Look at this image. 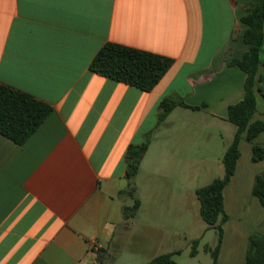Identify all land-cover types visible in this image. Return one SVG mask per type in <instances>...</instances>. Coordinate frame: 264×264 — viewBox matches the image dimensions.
<instances>
[{
    "label": "crops",
    "instance_id": "1",
    "mask_svg": "<svg viewBox=\"0 0 264 264\" xmlns=\"http://www.w3.org/2000/svg\"><path fill=\"white\" fill-rule=\"evenodd\" d=\"M250 1L0 0V84L52 108L23 145L0 134V264H102L134 226L149 241L187 237L194 174L223 161L237 132L228 109L244 99L246 74L230 61L247 51L241 18ZM108 43L174 65L145 92L90 70ZM257 77L255 120H264V41ZM167 99L185 106L159 124ZM193 123L203 133L195 141ZM149 133L134 180L141 207L126 220L134 203L121 195L130 190L126 155ZM194 142L204 152L194 156ZM254 145L264 146V131L240 141L224 190L236 220L228 215L217 264H246L250 236L264 233V207L252 193L264 161H253Z\"/></svg>",
    "mask_w": 264,
    "mask_h": 264
},
{
    "label": "trees",
    "instance_id": "2",
    "mask_svg": "<svg viewBox=\"0 0 264 264\" xmlns=\"http://www.w3.org/2000/svg\"><path fill=\"white\" fill-rule=\"evenodd\" d=\"M238 1V0H237ZM245 29L242 40L247 51L242 58L230 61L232 66L239 67L245 74L244 99L228 109V121L234 124L237 132L232 145L223 158L224 175L215 179L208 186L197 189L200 201V215L207 223L208 229H214L218 235L217 246L211 252L213 264H217L224 238V227L229 220L225 208L224 190L236 172L240 158V141L246 133L252 141L264 131V120H255L258 112L256 94L259 79L260 51L264 41V0H251L249 8L241 18ZM174 65L172 58L116 44H106L90 65V70L102 77L151 92ZM178 106H185L182 101L164 100L159 124H162L170 113ZM193 109H198L194 108ZM52 108L24 93L17 92L0 84V134L18 145H23L38 130L51 114ZM152 134L146 135L145 142L129 147L126 155V177L129 180L128 195L134 200L130 207L124 209L126 220L135 218L140 210L141 202L136 196L134 180L139 173L142 160L149 149ZM253 161H264V146L254 145ZM253 196L264 207V171L255 177ZM264 228V223L262 225ZM199 240L193 241L191 256L198 254ZM181 251L166 253L152 259L148 264H177L174 256ZM246 264H264V233L252 234L248 242Z\"/></svg>",
    "mask_w": 264,
    "mask_h": 264
},
{
    "label": "rangeland",
    "instance_id": "3",
    "mask_svg": "<svg viewBox=\"0 0 264 264\" xmlns=\"http://www.w3.org/2000/svg\"><path fill=\"white\" fill-rule=\"evenodd\" d=\"M175 124H180L181 119L176 117ZM192 133L195 139L203 134L201 133V127L192 124ZM190 129V126L187 128ZM214 134L219 135L217 132ZM219 145V143H218ZM194 156L200 152H204V149H199L200 143L194 142ZM219 150L215 149L214 154H218ZM224 158V157H223ZM199 170L198 168L194 171ZM225 172L223 161H214L210 166V173L208 175H195L194 182L199 188L208 186L215 179L223 177ZM199 199L197 194L193 199L192 214L187 217L186 225L190 226L187 237L171 238L169 236L165 238H159L147 240L142 236V226H134L129 228L125 234L118 241L116 250V256L113 259L106 258L102 264H143L144 261L155 255H160L168 251H181L179 255L175 256V260L178 264H213V257L211 252L205 250L206 245H209L212 249L217 246L218 235L216 230L208 229L207 223L203 220L199 213ZM230 216L232 222L236 220V216L233 213V209L228 207L226 210ZM188 214V213H187ZM173 226H179V222L176 219L175 214H171L169 217ZM207 229V230H206ZM204 234V236H203ZM151 239V237H150ZM155 239V240H154ZM199 240L198 254L195 257L191 256L193 249V241Z\"/></svg>",
    "mask_w": 264,
    "mask_h": 264
},
{
    "label": "built area",
    "instance_id": "4",
    "mask_svg": "<svg viewBox=\"0 0 264 264\" xmlns=\"http://www.w3.org/2000/svg\"><path fill=\"white\" fill-rule=\"evenodd\" d=\"M95 249H96V250H100V247L97 246V245H96V246H93V250H95Z\"/></svg>",
    "mask_w": 264,
    "mask_h": 264
}]
</instances>
